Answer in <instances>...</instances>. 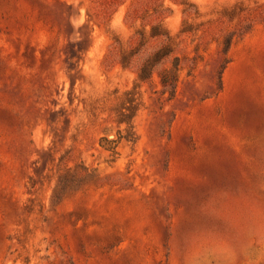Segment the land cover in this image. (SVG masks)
<instances>
[{
	"label": "rangeland",
	"instance_id": "obj_1",
	"mask_svg": "<svg viewBox=\"0 0 264 264\" xmlns=\"http://www.w3.org/2000/svg\"><path fill=\"white\" fill-rule=\"evenodd\" d=\"M181 1L0 0V264H264V0ZM158 20L193 28L171 99L117 61ZM78 164L94 178L52 202Z\"/></svg>",
	"mask_w": 264,
	"mask_h": 264
},
{
	"label": "trees",
	"instance_id": "obj_2",
	"mask_svg": "<svg viewBox=\"0 0 264 264\" xmlns=\"http://www.w3.org/2000/svg\"><path fill=\"white\" fill-rule=\"evenodd\" d=\"M180 3L184 6V11H187L190 6H194L193 3L186 0H182ZM252 26L253 24L243 26L239 34L237 33V37L250 31ZM191 31H193V28L187 21L183 22L176 34H172L162 20L150 23L148 26L143 24L134 30V42L128 46L118 37H114L117 43V61L122 67L136 65V82L138 84L147 81L152 82L153 76L156 74L162 87V93H168V98L171 99L176 94L177 84L183 69L181 57L176 54L177 38ZM235 34V32H232L224 36L221 41L225 55L233 42ZM145 51L144 57L139 59L140 53ZM137 83L132 89L124 92V97L115 112V122L119 127L124 125V128L117 130V139L108 140L104 138L109 144L107 149L114 153L117 143L121 139L132 144L136 143L138 139L133 121L141 106L140 94L136 89L138 87ZM219 83H221L220 77ZM93 178L94 173L83 164H78L74 168H64L58 174L51 194V201L61 200L67 193L80 188Z\"/></svg>",
	"mask_w": 264,
	"mask_h": 264
}]
</instances>
